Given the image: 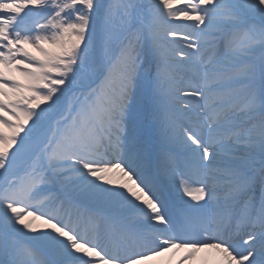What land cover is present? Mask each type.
Returning a JSON list of instances; mask_svg holds the SVG:
<instances>
[{
	"label": "snow or ice",
	"instance_id": "1",
	"mask_svg": "<svg viewBox=\"0 0 264 264\" xmlns=\"http://www.w3.org/2000/svg\"><path fill=\"white\" fill-rule=\"evenodd\" d=\"M176 250L264 264V0H0V264Z\"/></svg>",
	"mask_w": 264,
	"mask_h": 264
},
{
	"label": "bare ground",
	"instance_id": "2",
	"mask_svg": "<svg viewBox=\"0 0 264 264\" xmlns=\"http://www.w3.org/2000/svg\"><path fill=\"white\" fill-rule=\"evenodd\" d=\"M183 255V251L181 250H176L175 252H170L166 254L164 257L158 258L159 260H171L172 264H175V261L178 260L181 256ZM201 258L205 256L204 253L200 254ZM147 264H158V261H148ZM194 264H200V260L198 259L197 261L194 262Z\"/></svg>",
	"mask_w": 264,
	"mask_h": 264
}]
</instances>
